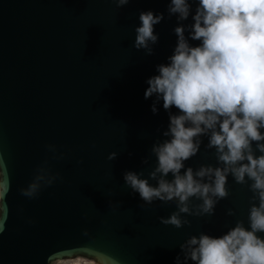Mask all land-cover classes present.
Segmentation results:
<instances>
[{
  "label": "water",
  "instance_id": "obj_1",
  "mask_svg": "<svg viewBox=\"0 0 264 264\" xmlns=\"http://www.w3.org/2000/svg\"><path fill=\"white\" fill-rule=\"evenodd\" d=\"M168 3L0 0V264H47L55 251L81 252L98 264H175L190 235L247 224L252 192L231 176L214 214L188 216L179 228L160 220L174 202L146 204L125 184L127 170L148 175L151 148L165 139L168 112L161 102L153 113L154 98L144 92L177 42ZM147 10L164 13L151 54L134 47ZM207 142L186 165L216 163ZM45 160L59 176L25 196L20 189Z\"/></svg>",
  "mask_w": 264,
  "mask_h": 264
},
{
  "label": "clouds",
  "instance_id": "obj_2",
  "mask_svg": "<svg viewBox=\"0 0 264 264\" xmlns=\"http://www.w3.org/2000/svg\"><path fill=\"white\" fill-rule=\"evenodd\" d=\"M115 3L121 7L128 0ZM167 13L176 17L177 42L167 62L156 65V74L146 80L144 92L145 99L154 98L153 113L161 102L168 112L165 139L151 148L155 164L148 175L127 170L125 184L146 204L174 202L176 209L160 220L177 228L190 223L188 216L213 215L229 195V176L246 184L252 192L247 224L237 220L220 235H190L180 244L175 264H264V0H169ZM163 18L162 12L141 11L135 48L153 52L159 36L154 28ZM204 137L216 163L186 165ZM48 149L55 153L56 146ZM116 156L112 151L107 158ZM58 176L45 160L20 191L35 197ZM47 264L98 262L81 252L55 251Z\"/></svg>",
  "mask_w": 264,
  "mask_h": 264
}]
</instances>
